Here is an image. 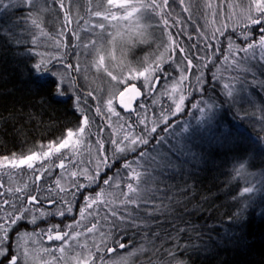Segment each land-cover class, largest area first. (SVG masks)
<instances>
[{
	"label": "rangeland",
	"instance_id": "374dc122",
	"mask_svg": "<svg viewBox=\"0 0 264 264\" xmlns=\"http://www.w3.org/2000/svg\"><path fill=\"white\" fill-rule=\"evenodd\" d=\"M63 2L65 7L61 9V0H37L35 6L16 0V6L7 10H12L18 20L7 28H25L30 38L24 43L25 49L42 54L40 57L30 56L34 65L44 59V67L38 71L45 78L53 79L57 87L59 76L52 73L65 75L67 65H73L66 74L72 76V80L68 82L71 85L69 92L73 96H79V110L76 111L79 117L80 110L89 116L92 135L86 131L83 136H74L73 142L81 141L74 152L62 149L60 153L48 158L42 156L43 152L49 150V145L54 151L57 142L67 138V130L77 131L80 124L78 118L67 127L64 134L49 138L34 150L0 157V174L4 175L0 178V198L11 202L16 201V187L20 185L21 178L33 171L27 165H19L20 159L39 153L41 155L33 161V165L54 160L52 173H46L41 183L27 186L29 194L36 196L37 201L43 203L24 205L32 209L28 215L30 225L20 228L16 239L9 238V243H12L14 248H27L28 264H77V259L80 264H84L90 253L91 258L96 259L97 251L93 245H101L102 242H106L114 251L104 252L102 259L96 260V264H193L192 255L202 258L206 253L227 247L231 243L229 238L237 235L234 229H231L233 223L245 227L252 211L264 217V169L254 168V162L257 167L264 166V120L259 121V118L264 117V88L249 83L254 79L257 82L264 81V61L259 60V48L248 53L240 51L247 47L243 39L245 35L253 37L249 41L252 43H257L259 39L250 22V18L259 17V13L255 11L256 0H184L183 4L180 0H169L171 27H161L157 18L147 15L139 18L138 22L121 20L119 23L113 21L109 24L108 21H102L93 15L95 11L107 14L106 0ZM184 8H189L190 11L185 12ZM7 10L0 12V15ZM65 12H70V23L65 22ZM116 14L122 15L119 12ZM33 20L39 28L32 23ZM101 22L105 23L104 30L96 27ZM41 30L46 35L41 36ZM169 33L171 41L183 47L184 53L169 47ZM214 34L217 37L215 40L211 39ZM33 38L36 39V44L32 43ZM229 42L233 45L231 51L228 49ZM206 44L211 47L206 49ZM49 56L63 59L55 62L56 66L53 68L47 61ZM101 56L103 62L100 61ZM225 56H228L227 61ZM185 57L192 61L190 67ZM234 60L237 63L234 64ZM157 61L166 75L151 86L150 94H146L149 93V85L144 83L143 87L141 86L144 78L132 80L131 77L154 66ZM47 68H51L52 73L47 72ZM247 68L252 69L251 73L246 71ZM201 74L204 77L203 86L207 88L203 95L197 86V77ZM181 75L187 79L181 80ZM210 77L216 78L211 79L209 83ZM131 84H136L140 95L128 90ZM224 84H229L233 89L235 104L226 102L222 94ZM241 87L245 90L241 91ZM76 88H79V92L75 91ZM252 91L255 92L256 99L252 96ZM121 93H124L122 97ZM180 95L185 96L184 110L173 117L169 109L175 111V103ZM212 96L217 97L219 104L217 109L211 112L204 108L203 104L200 105V108H204L203 112L190 106L201 99L209 103L208 98ZM58 98L75 103L67 94ZM124 105L130 107L126 108ZM110 108L119 113V118L109 112ZM161 112L168 115L170 126L164 128V125L160 124L149 144L141 146L142 150L148 153L147 156L138 159L133 152L114 154V146L110 140L119 139L129 128L131 135H142L145 125L150 127L154 121H159ZM138 115L145 120V125L136 122ZM253 126L256 139L249 145L253 149L245 144V148L251 151L242 152L239 164L231 169V159L234 158L229 157L228 152L226 156H221L222 158L212 159L219 156V151L232 153L231 142L236 139H253ZM184 128L188 131L184 132ZM97 139L104 141L103 148L99 150ZM154 140L156 143L150 145ZM199 140L200 149L195 151L193 149L197 147ZM222 143L223 148H218ZM121 146H124L123 141ZM173 153L180 161L188 164L190 170L185 171L179 186L168 185L164 188L166 173L178 178L183 171L173 165H153L174 162ZM99 156L111 157L108 161L111 165L110 171L107 173L108 177L114 178L111 186L89 184L88 175L93 173ZM202 157L207 159L201 163L191 160L199 161ZM61 160L65 164L64 168L59 167ZM11 161H16L18 166L11 167ZM129 161H134L132 168L140 174V181L132 180L131 170L125 169L124 164ZM233 163H236L235 159ZM72 172H76L77 176H72ZM196 172L200 174L199 177L195 176ZM209 172L213 174L210 175ZM217 176L218 179H223L221 183L224 186L223 189L220 187L221 192L217 193V201L231 200V207L224 213L229 220H217L216 217L210 216L211 221H202L205 215L204 203L213 194V190L204 188V182L210 178L216 180ZM105 178L101 174L99 179ZM5 182L12 186V192L5 190ZM117 183L120 187L116 186ZM127 183H133V186L138 188V202L141 198L155 195L157 199L152 203L161 211L156 213L147 227L115 233L112 230L114 224L111 223V217L109 216L108 221H105L104 217L109 209L120 205L123 199L121 192L127 191ZM76 184L88 186L89 191L80 190L85 197L94 195L93 192L99 191V188L104 189V196L92 209L96 218L92 220L91 216H88L83 219V223L75 229L81 233L79 237H70L63 243L50 240L49 235L54 237L63 234L69 231L66 225L82 220L79 209L83 208L84 204L79 195L73 194ZM91 187L95 191L91 190ZM245 187L252 188L253 191L241 197L240 193ZM61 188L64 189L63 192L60 191ZM52 199L59 200L60 203H50ZM197 199H202L201 203L193 204ZM191 205L192 207H189ZM68 206L72 207L71 213L66 212L69 220L59 221L52 225V228L31 226L32 216L37 217V223L44 216L65 210ZM231 210L235 214L233 220ZM144 211L143 207L139 209L141 215ZM147 211L151 212L153 209L149 208ZM75 212L77 217L72 219L71 216ZM117 213L119 215V209ZM185 213H198L193 217L197 222L191 223L193 218L183 222ZM93 223L97 226L96 230L89 233L84 225L91 227ZM121 227L126 229L127 226L122 224ZM187 234L189 237H186ZM217 235H222L223 240H219ZM118 243L125 244V248L112 247V244Z\"/></svg>",
	"mask_w": 264,
	"mask_h": 264
},
{
	"label": "snow or ice",
	"instance_id": "6c2138e0",
	"mask_svg": "<svg viewBox=\"0 0 264 264\" xmlns=\"http://www.w3.org/2000/svg\"><path fill=\"white\" fill-rule=\"evenodd\" d=\"M24 4L33 5L35 6V3L37 0H22ZM180 3L183 4L184 0H180ZM107 5V14H103L100 11H95L93 13L94 16L101 18L102 21H108L109 24L111 22L116 21L119 23V21L123 20L125 22L136 20L138 22L139 18L144 17L147 15L150 18H157L160 22L161 27H171L169 25V19L170 13H169V0H106ZM16 6V0H0V12H3L4 10H7L9 8ZM60 8L63 9L65 7V4L63 0H61ZM115 9V11H113ZM183 11L189 12V8H184ZM255 11L259 13L258 18H250L251 25L253 26L254 30L258 33L259 39L257 43L249 42L253 39L251 35H245L243 37L244 41L247 43V47L240 49V51L244 53H248L250 50L259 48L261 50V55L259 56L260 61H264V0H256V7ZM122 13V15H117L116 13ZM70 12H65V22L70 23V20L68 19ZM32 23L36 25V21L33 20ZM175 23V21H174ZM37 28H39V25H36ZM97 28L104 30L105 29V23L101 22L98 25H96ZM11 31V29H9ZM4 29L0 27V35H4ZM41 36L46 35L41 30ZM223 35V33H220ZM73 36H76L75 33H72ZM77 39L79 37H76ZM217 37L214 34L211 39L215 40ZM169 40L171 41V34L169 33ZM33 44H36V39L33 38L32 41ZM170 48H173V50H178L181 53L185 52V49L183 47H179V44L175 41H171L169 44ZM211 47L210 44H206L205 48ZM232 43H228V49L229 51L232 50ZM25 54L33 55L35 57L42 56L41 53H34L32 51H29L27 48L25 49ZM62 57H56V56H49L47 57V61L49 64L52 65L54 68L56 66L55 62L62 61ZM225 61L228 60V56L224 57ZM187 65L190 67L192 65V61L188 60L185 57ZM100 61L103 62V56L100 57ZM233 63H237L235 60ZM45 61L44 59H41L40 62L36 63L34 65V69H42L44 67ZM213 64H215V61H213ZM63 66V65H62ZM73 65H67L65 68V75H60L58 73H52L51 68L45 69L47 72H51L52 75L59 76L57 79L58 87L54 90V94L57 97L64 96L67 94L68 96H71L73 98V108L75 110L77 109V104L80 102L79 96H73L71 92H69V88L71 85L68 83L72 80L71 75H66L69 68H72ZM78 70V67H77ZM246 71L251 73L252 69L247 68ZM147 73V75H146ZM110 75V74H109ZM166 73L164 69L160 66V62L157 61L154 66H150L149 68H146L142 72H138L135 75L131 77L132 80L139 79L140 77L144 78V81L142 83V87L144 83H147L149 85V93H151V86L157 83V80L160 77L165 76ZM216 77H210L209 83H211V79ZM115 79V77H113ZM181 80H186L187 77L181 75ZM204 77L203 74L197 77V86L198 91L201 92L203 95L204 91L207 90L205 86H203ZM252 85L258 88H264V81H256L255 79L251 82ZM127 88V85H126ZM136 85L131 84V88L128 90H135ZM223 96L225 97L226 102L235 104V94L233 89L230 87L229 84L223 85ZM214 90V89H213ZM243 87H241V91H244ZM75 91L79 92V88H76ZM138 93V90H137ZM121 97L124 95V93L120 94ZM209 103H206L203 99L198 101L197 103H192L190 106L192 108H197L201 112L204 111V108H206L209 112H211L213 109H217L219 101L217 100L216 96L209 97ZM41 104L45 103V100L43 97H41ZM184 102H185V96L180 95L179 100L177 103H175V111H172L171 108L169 109V112L173 117L176 116L177 113L183 112L184 110ZM112 101H109V105H111ZM122 103V101H121ZM203 104L204 108H200V105ZM124 107H130L129 105H124ZM81 115L79 117L80 124L77 126V131H73L71 129L67 130L66 139H63L61 141L57 142V146L55 147L54 151L52 149V146L49 145L48 151H45L42 153V156L44 158H48L52 155L58 154L61 152L62 149L74 152L76 149L77 144L81 143L80 140H77L73 142L72 138L74 136H83L85 132H89L91 134V124H90V118L88 115L84 114L82 110ZM99 108L97 109V113H99ZM109 112L113 115H116L117 118H119V113H115L114 109H109ZM138 124L145 125V120L141 119L139 115L137 116ZM160 124L164 125V128H168L170 126L169 117L168 115H165L163 112L160 113L159 121H154L152 123V126L148 127L145 125L143 129V134H137L135 136L131 135V129L129 128L127 132H125L122 136L119 137V139H112L109 142L114 146V154H124L128 152L136 153L138 159H143L145 156L148 155L145 151L142 150L141 146H146L149 144L150 140L153 139V134L157 133L158 126ZM184 132H187L188 129L184 128ZM163 139V138H161ZM121 141L124 142V146H121ZM104 141L97 139V148L98 150L103 148ZM41 154L39 153H33L32 155H28L27 157L20 159L18 161L19 165H27L29 169H33V171H36V169L33 168V161L38 159ZM7 159V157L5 158ZM111 159V157L107 156H99L98 160L95 162L96 167L92 174L88 175V181L89 184H103L107 186H111V183L114 181L113 177H108V172L110 171V164L108 161ZM134 161H129L128 163L124 164L125 169L131 170L132 172V180L134 181H140L141 176L139 173L135 171V169L132 168V164ZM11 167L15 168L18 166L16 161L10 162ZM60 168H64L65 164L63 163V160H61V163L59 164ZM41 168H43V165H41ZM103 168V171H102ZM44 171H50V169H44ZM41 175L44 174V172L40 173ZM101 174L106 177L105 179L100 180ZM72 176H77L76 172L71 173ZM37 179H39V176H37ZM145 184H148L144 181ZM57 187H59V181L56 182ZM117 187H120V184H116ZM127 191H122L121 196L123 199L121 200L120 205H117L115 208L109 209V212L104 217L105 221H108L109 216L111 217V223L114 224V229H119L121 225H126V231L129 229H140L141 227H147L149 223H151L152 218L156 215V213H159L161 209L152 203L153 200L157 199L155 195H152L150 197H144L139 199V192L138 188L133 186V183H127L126 185ZM82 189H87L89 191V188L87 185H80L76 184L74 189V195H79L84 207L79 209V215L82 217V220L76 221L75 224H69L66 225V227L69 229V231L64 232L63 234H57L54 237L49 235L48 239L61 241L62 243L68 240L70 237H79L81 235L80 232H76L75 229L79 227L83 223V219H86L88 216H91L92 220H94L96 217L92 213V209L94 205H97L101 198L104 196V189L99 188V191L93 192L94 195L88 196L85 198L83 191H80ZM7 192H12L13 189L9 187ZM20 191V190H17ZM61 192L64 191V189H60ZM253 189L249 187L243 188V192L240 193V196L242 197L245 193L252 192ZM24 203H31L33 205L37 203H43L38 202L37 197L32 195L30 196L29 201H22L17 197L15 202H11L7 199L0 198V264H28L29 260V253L26 247L24 246H18L16 248L13 247L12 243H9L10 236L13 239H16V233L20 231V226L24 223H28V215L31 213V208L24 207ZM50 203L59 204V200L52 199L50 200ZM4 205H8V211L4 210ZM129 206H132L131 208ZM143 207L144 213L141 215L139 213V209ZM153 209V211H147V209ZM117 209H119V215L117 213ZM66 212L71 213L72 207L68 206L65 210H60L56 213H51L53 215H59L61 217H64ZM43 215V213H42ZM37 217L32 216L31 223L33 225L36 224ZM139 221V223H137ZM91 222V221H90ZM85 228H87V231L89 233H92L94 230H96V224H92L91 227H88V225H84ZM93 247L96 248L97 256L96 259L91 258V253L88 258L84 260V264H96V260L102 259V254L104 252H111L114 251L111 247L107 246L106 242H102L101 245H93ZM117 248H125V244L118 243ZM63 251V249H61ZM173 259H175V256H173ZM77 264H80L79 259H77Z\"/></svg>",
	"mask_w": 264,
	"mask_h": 264
},
{
	"label": "trees",
	"instance_id": "16d2710c",
	"mask_svg": "<svg viewBox=\"0 0 264 264\" xmlns=\"http://www.w3.org/2000/svg\"><path fill=\"white\" fill-rule=\"evenodd\" d=\"M16 20L18 19L14 16L12 10H7L0 15V27L3 29L5 28V34L0 35V157L34 150L39 144L47 142L49 138L64 134L67 127L75 123L79 118V114L73 108L72 102L69 100H61L54 94V90L57 88L55 81L51 78H45L38 70L34 69L33 58L29 54H25L24 43L30 40L25 28H11V31L7 28L10 24L16 23ZM252 96L256 99L254 91H252ZM41 97L45 100L43 104L40 102ZM262 120H264V117L259 118V121ZM251 135L253 139H248L246 141L236 139V141L231 142V152L233 154L229 151H219V156L213 157L212 159L222 158L226 156L228 152L229 157L233 156L236 161V163H233L234 159H231V169L234 168L236 164H239L238 160L242 157V152L250 153L253 149H251L249 145L256 139L254 126L251 130ZM154 143H156V140L150 145ZM200 144L201 141L199 140L197 147L193 150L198 151L200 149ZM245 144H247L251 150L245 148ZM223 146L224 144L222 143L218 148H223ZM173 155L175 159L174 162L170 164L153 165L155 167L173 165L181 168L183 171L178 178H173L166 173L164 175V188L168 185L171 187L179 186L185 171L190 170L188 164L180 161L174 153ZM206 159L207 157H202L199 161L196 159L191 160L196 163H201ZM224 162L223 160L222 166H224ZM53 163L54 160H49L47 162L34 164L33 168L36 169V171H32L30 175H25L21 178L20 185L16 187V191H20H17L15 199L19 197L22 201H29L31 195L29 194V188L27 186H35L41 183L46 173L50 174L54 171ZM41 165H43V168H41ZM254 168L264 169V166L257 167L256 162H254ZM44 169H50V171H44ZM36 172H38V174L34 175ZM41 172H44V174L41 175ZM209 173L210 175L213 174V172ZM37 176H39V179H37ZM195 176L199 177L200 174L196 172ZM3 177L4 175L0 174V178ZM221 180L223 179H218L217 176L216 180L210 178L207 182H204V188L208 191L213 190V194L211 198L207 199V202L204 203L205 215L202 221H211L210 216L216 217L217 220L219 218L229 220V217L225 216L224 213L228 210L227 208L231 207V200L228 199V202L217 201V193L221 192V188H224ZM198 181L199 178L197 179V184ZM5 185V190L12 187L9 185V182H5ZM91 190L95 191L93 187H91ZM201 200L202 199H197L193 204L201 203ZM24 205H30V203H24ZM3 207L5 211L9 210L8 205H4ZM189 207H192V205ZM197 214L198 213H185L182 217L184 218L183 222L187 221V219L191 220ZM68 217L67 214H65L63 218L59 215L50 214V216H44L36 223V226L33 224H31V226L34 228H41L44 226L52 228V225H56L59 221L63 222L69 220ZM76 217L77 212L71 216L72 219ZM234 217L235 214L231 210L232 220ZM249 219L245 227L233 223L231 229H234L237 235L229 238L231 243L227 247L219 248L212 253H206L202 258L192 255V263L264 264V217L252 211L249 214ZM196 222V218L191 220L193 224ZM137 223L139 222L137 221ZM24 225L29 226L30 223L22 224L20 228L22 229ZM113 229L114 227L112 230ZM124 231H126L125 227L113 230L115 233H124ZM217 236L219 240H223L222 235ZM186 237H189V235L187 234ZM10 238L12 237L10 236ZM116 246V244H112V247L115 248Z\"/></svg>",
	"mask_w": 264,
	"mask_h": 264
},
{
	"label": "water",
	"instance_id": "95a60500",
	"mask_svg": "<svg viewBox=\"0 0 264 264\" xmlns=\"http://www.w3.org/2000/svg\"><path fill=\"white\" fill-rule=\"evenodd\" d=\"M128 88H131V86H129ZM137 90H138V89H135V90H133V91L137 93ZM138 94H139V95L141 94L139 90H138ZM130 100H132L131 97H130Z\"/></svg>",
	"mask_w": 264,
	"mask_h": 264
}]
</instances>
